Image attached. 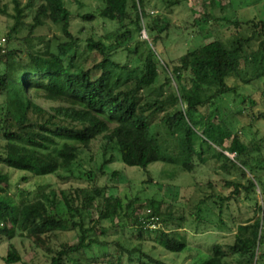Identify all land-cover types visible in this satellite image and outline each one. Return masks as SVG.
<instances>
[{
	"label": "trees",
	"instance_id": "1",
	"mask_svg": "<svg viewBox=\"0 0 264 264\" xmlns=\"http://www.w3.org/2000/svg\"><path fill=\"white\" fill-rule=\"evenodd\" d=\"M36 1L11 0L14 22L0 39V163L24 173L22 181H28L29 175L56 173L69 179L77 176L73 164L81 147L99 137L105 140L104 150L115 149L124 164L146 171L150 164L163 160L192 172L195 158L205 163V154L212 151L220 168L234 169L246 178L244 184L234 183V193L240 194L241 188L252 201L259 187L262 203L255 201V217L238 223L232 243L214 244L201 264H264V146L234 131L229 114L221 108L220 116L202 120L199 115L209 98L236 90L229 86V79L240 76L245 66L254 70L252 78L243 77L247 84L264 77V19L233 20L235 28L249 29L237 38L236 47L215 38L165 61L159 55V43L170 21L151 16L146 0H99L102 5L95 11L78 16L84 22L101 18L115 27L86 37L71 30L73 12L67 0ZM162 2L171 11L189 0ZM202 4L208 7L206 0ZM33 8V22L25 27L26 11ZM205 8L197 23L212 17ZM0 13L8 12L0 7ZM48 22L59 26L61 35L45 39L37 34ZM143 30L147 37H136ZM78 33H83L82 27ZM174 80L178 87L172 86ZM211 89L215 93L208 96ZM31 92L59 105L47 109ZM260 114L259 119H264ZM162 150L167 152L165 158ZM102 166L94 178L84 173L92 182L88 186H43L28 200L11 193V174L0 171V237L9 241L17 236L29 238L49 256L39 264H166L146 249L147 238L175 254L188 247L181 231L186 223L184 209L165 198L136 195L126 201L109 194L108 185L96 182L105 175ZM246 171L254 178L246 177ZM145 183H152V176ZM195 183L198 194L204 187H213L210 180ZM201 196L194 203L196 230L209 223L201 217L205 205L217 212L221 228L229 197L212 191L206 195V190ZM105 228L121 233L129 229L132 241L111 238ZM67 230H74L73 242L60 240L59 232ZM4 261H23L11 241Z\"/></svg>",
	"mask_w": 264,
	"mask_h": 264
},
{
	"label": "rangeland",
	"instance_id": "2",
	"mask_svg": "<svg viewBox=\"0 0 264 264\" xmlns=\"http://www.w3.org/2000/svg\"><path fill=\"white\" fill-rule=\"evenodd\" d=\"M27 1L22 0L23 4ZM202 1L189 0L188 3L176 6L170 11L162 0H146V10L151 16L160 18L162 21L168 18L170 21V26L162 34V40L159 43V55L163 60L167 61L169 58H176L187 49L198 47L215 38H222L228 47H236L237 38L247 35L249 29L235 28L231 22L238 19H251L255 16L259 19H264V0H213L214 4L212 0H206L208 2L207 8L203 6ZM36 2L39 4L40 0ZM67 5L73 12L71 30L76 35L86 37L95 32L100 36L115 27L110 21L104 22L101 18L93 22H84L78 16L86 12L95 11L102 5L99 0H67ZM220 6L224 7V9L220 10ZM0 7L8 12L6 14L0 13V39H2L5 32L8 31V25L14 22L13 17L10 16L14 10L11 0H0ZM204 8L211 12L212 17H209L207 22L200 21V23H197L196 19L204 14ZM34 15L35 8L26 11L24 23L27 26L25 27H28L33 22ZM215 17L219 18L218 21L213 20ZM80 27L83 30L81 35L78 33ZM37 34L43 35L45 39L55 38L61 35V28L48 22V27L37 31ZM136 37L142 39V34L140 36L136 34ZM256 46L253 43L252 49ZM247 49L250 50L249 48ZM253 76L254 70L251 67L245 66L242 68L240 76L235 75L229 79V86L235 87L236 90L220 94L216 98H209L208 104L200 108L199 115L202 120L208 119V117L220 116L221 112L218 109L221 108V110L229 114L234 131L245 137L248 142L261 143L264 146V141L260 139L264 137V119H259L260 113L264 114V77L252 80L250 84L243 80V77L250 79ZM177 85L174 80L172 86L178 87ZM214 93V89H211L208 92V96ZM31 95L47 109L59 105L57 101L48 100L32 92ZM244 100L245 102L242 103ZM251 100L255 101L256 104L251 106L249 103ZM0 143H3L1 139ZM63 143L64 140L60 139L59 145ZM226 143L228 144L229 141ZM104 144L105 140L103 137H99L92 141L88 147H81L78 161L73 164V169L77 176H71L69 179L60 178L56 173L47 176L29 175L28 181H22L20 177L24 173L11 170L1 163L0 171L11 174V193H16L18 198L21 196L23 200H28L34 197L37 190L43 186L66 189L72 186L90 185L92 182L88 180V176L84 175V173H90L91 177L89 178L96 177L95 174L100 173L98 169L101 168L104 161L112 157L113 160L111 162H107L102 166V171L105 172V175L96 181L99 185H108L109 194L119 195L126 201L136 195L141 199L165 198L169 203L179 207V210H185L182 214L185 215L186 223L185 228L181 231L187 239L188 247L184 251L175 254L163 249L152 238L146 239V249L153 250L166 264H201L211 253L214 244L226 246L232 243L240 221H246L258 214L257 211L255 212L257 207L255 201L262 203L259 187H257V194L253 196L254 199L252 201L245 198V192L241 191V188L240 194H235L236 185L234 183L244 184L246 183V178L234 169L224 171V169L220 168V161L213 155L212 151L205 154L207 158L205 163L201 162L198 157L195 158L196 168L192 172L184 170L180 165L163 162V160L150 164L146 171L138 166L124 164L117 150H104ZM233 144L237 143L234 142ZM262 145L261 147L263 148ZM218 149L220 150V148ZM161 154L164 158L167 156L166 151L162 150ZM226 154L229 155L228 152ZM114 171H118L116 176L112 174ZM261 171L264 176V170ZM246 172V177L254 178L249 171ZM64 173V171H60V174ZM192 173L196 175V178L193 177ZM148 176H152V183H145ZM196 180L200 181V184H205L210 180L213 187L212 189L204 187L200 191L201 193L198 194L195 185ZM204 190H206V195L212 191L214 194L229 197V200L224 202L223 220L225 224L221 228H218L217 212H214L209 206L206 207L205 204L201 217L203 218L204 216V219L209 223L206 226L201 225L197 230L195 228L196 224L193 223L196 212L194 203L202 197ZM227 205H229V209L226 208ZM165 206L163 205V207ZM192 211L193 213H191ZM141 214L144 215V213ZM110 224L108 223L107 225ZM104 230H107L111 238L118 236L126 243L132 241L129 229L124 231V233L115 228H105ZM59 235L60 240L74 241V230L62 231L59 232ZM10 241L16 245L23 257V261L18 264L23 262L39 264L49 259L48 254L36 247L29 238L17 236ZM10 241L5 237H0V264H6L4 257L7 254ZM54 245L57 246L58 241H54Z\"/></svg>",
	"mask_w": 264,
	"mask_h": 264
},
{
	"label": "built area",
	"instance_id": "3",
	"mask_svg": "<svg viewBox=\"0 0 264 264\" xmlns=\"http://www.w3.org/2000/svg\"><path fill=\"white\" fill-rule=\"evenodd\" d=\"M142 36H143V37H147V34H146V32H145L144 30L142 31ZM228 154H229V153H228ZM229 155H230V154H229ZM233 155H234V154H232L231 156H233Z\"/></svg>",
	"mask_w": 264,
	"mask_h": 264
}]
</instances>
